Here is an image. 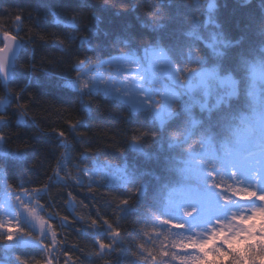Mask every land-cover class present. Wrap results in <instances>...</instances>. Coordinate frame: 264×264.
<instances>
[{"label":"trees","instance_id":"obj_1","mask_svg":"<svg viewBox=\"0 0 264 264\" xmlns=\"http://www.w3.org/2000/svg\"><path fill=\"white\" fill-rule=\"evenodd\" d=\"M216 2L214 17L222 26L224 39L232 42L228 47L220 44L212 47L209 36L212 29L206 23L207 15H202L207 0L199 3L197 0H0V47L4 32L26 41L13 63L12 78L3 82L0 75V98L9 97L0 109V115L9 121L7 125H0L5 137L3 145L9 151L0 154V167L11 188L45 189L38 196L40 210L61 245L53 254L57 257L53 264H65L66 260L70 264H154L151 258H144L147 251L144 257L139 254L141 250L137 246L143 244L153 255H158L162 246L169 250L171 244L186 238L184 229L173 226L161 229L158 217L160 214L165 219L183 216L184 207L176 205L181 203L188 183L196 181L185 176L187 159L203 145L217 153L207 154L210 165L215 167L212 170L215 185L223 184V188H217L233 198L236 190L226 161L228 147L236 146L247 130H255L256 119L264 114V78H256L253 86L252 73V64L260 62L264 37L249 19L250 13L259 16V0H252L246 7L240 6L242 0ZM134 4L138 7L128 11ZM177 4L180 5L177 19L166 20L156 30L150 25L141 26L156 15V9L162 8L165 17L175 15ZM93 13L103 19L102 31L96 36L92 34L96 23ZM17 16L21 18L20 23L16 22ZM72 18L76 19L79 31L72 33L78 39L69 43L67 36L72 30L65 25ZM129 24L133 26L134 36L130 47L114 44L115 35L105 38L103 34L104 31L116 34ZM81 37L90 38L91 43L81 45ZM97 45L100 46L97 51L88 50ZM190 46L193 51H199L201 62L190 55ZM147 47L163 48L175 67L215 68L221 75H231L236 80V92L222 99L225 108L230 105L228 125L223 129L213 127L223 115V108L211 98L202 110L197 100L203 95L201 89L183 93L173 104V112L183 116L179 121L175 117L166 120L161 127L158 120L145 113L130 115L131 107L127 103L100 92L83 97L82 107L78 92L62 87V77L75 76L73 65L85 55L90 58L89 64H96L113 55L139 53ZM21 114L23 120L19 119ZM77 121L83 124L73 133L70 125ZM149 124L161 131L167 129V133L160 140L144 139L138 142L139 146H134L137 142L132 137ZM60 131L66 134L63 142L67 147L62 146V139L57 135ZM205 136L214 137L211 147L204 142ZM66 148L72 166L74 162L89 165L94 160H108L124 163L130 176L122 185L83 181L76 186L71 178H66L67 182L54 180ZM13 153H22L23 158L14 159ZM62 173L68 174L65 168ZM161 175L165 179L158 183L155 178ZM133 177L138 178L146 195L133 201L128 213H123L120 201L126 198V190L135 192ZM122 215L124 219H120ZM64 217L67 221L60 227ZM93 220L97 222L95 229ZM105 220L123 230L122 243L115 251L101 256L96 241L111 242ZM161 231L163 235L157 238ZM7 242L0 240V264H14L23 258L34 264L47 258V253L38 248L6 247ZM155 264L179 262L168 257L160 258Z\"/></svg>","mask_w":264,"mask_h":264},{"label":"snow or ice","instance_id":"obj_2","mask_svg":"<svg viewBox=\"0 0 264 264\" xmlns=\"http://www.w3.org/2000/svg\"><path fill=\"white\" fill-rule=\"evenodd\" d=\"M199 3V0H197ZM252 0H242L240 4L241 7H246L251 4ZM138 5H132L128 11H134ZM259 16L256 17L253 14H249V19L251 23L256 25L258 33L261 37H264V0H259L258 3ZM217 9L216 0H207V6L205 12L202 15H207L208 19L206 21L207 25L211 27L212 31L209 33L213 44L212 47L215 48L217 44H220L223 47L231 46V41H227L223 37L222 26L218 24L214 17V12ZM180 12V5H176V14L169 15L168 17L164 16V13L161 9H156V15L151 17L148 21L142 22V27L151 26L153 30L163 27L166 20H175L178 18ZM55 15V14H54ZM116 15L119 16L120 12L117 11ZM156 17H159L157 19ZM93 19L96 21L95 30L93 31V36L99 35L102 31L101 24L103 19L93 13ZM21 18L17 16L16 22L20 23ZM59 22V21H58ZM203 23V22H202ZM67 28L72 31L68 34L67 39L69 43L77 40L78 38L72 33L79 31V26L75 18L68 20L66 25ZM105 38H111L115 35L113 41L114 44H125L126 46H131L134 40L133 36V26L125 25L118 33L114 34L111 31H104ZM193 33H189L192 35ZM81 45L84 43H91L90 38L81 37L79 38ZM199 39V37H197ZM26 41L22 38H18L16 35H11L9 32L3 33V46L0 47V70L4 72V78L6 80L12 78V62L16 59L18 50L25 45ZM57 43L63 45L64 41H57ZM237 44L239 41L236 42ZM100 48L99 45L95 47H90L89 51H97ZM190 55H194L199 58L197 62L202 61L200 53L198 50L193 51L192 46H190ZM159 56L167 61V57L163 52ZM117 60L122 63H134L135 61L130 59L128 56H119ZM90 63V58L85 55L84 59L78 60L73 65V71L76 72L74 79H65L66 82L62 87L78 92L81 98V105L83 107L84 101L83 97L92 96L94 93L103 90L106 96H114V98L123 100L125 103L131 104L132 113H145L152 117L153 120H158L161 127L164 125L166 120L172 119L175 117V121H179L183 116V113L177 114L172 111V103L178 99L176 93L171 94V98H166V106L158 107V101L152 98V94L149 89L143 86L134 87L133 96L122 95L120 89H116L115 85H109L103 81L102 78L97 77L91 79L90 81L82 80V77L85 76L84 69L86 64ZM169 67V74L174 78L175 84L185 87L182 84L183 77H177L178 73H186V79L188 88L192 87V80L199 76L201 83L204 82L205 74L202 72H197L195 69H190L187 66L183 67H173L171 61H167ZM260 64L262 69H264V48L260 51ZM144 72L143 76H137L133 79L130 76H125V81L130 85H142L144 81L149 78L148 69H139ZM51 75V73H49ZM257 77V72L255 66H253V86ZM259 78H264V70L259 73ZM24 91V90H22ZM127 91V90H126ZM147 93V94H145ZM138 94V95H136ZM207 94V93H206ZM221 103L223 108V115L216 122L213 127L223 129L228 125L229 122V109L230 105L226 108L223 106V101H218ZM7 103L3 98H0V105ZM91 103L90 101L88 102ZM202 110L206 108L204 103H201ZM189 111V110H185ZM24 116L21 114L20 119L23 120ZM189 119L192 120L191 116ZM193 123L195 121H192ZM9 121L5 119L3 115H0V125H7ZM83 124V121H77L75 124L70 125V131L75 133L76 129ZM171 127V125H169ZM167 133V129L161 131L160 128L155 127L153 124L147 125L146 129L141 131L139 135H134L132 137L134 142H140L144 139L151 138L154 141L160 140ZM58 137L62 139V146L67 147V144L63 142L65 138V132L60 131L57 133ZM214 137H204V142L208 147H211ZM5 137L3 135V128H0V142H3ZM12 158L22 159V153H13ZM63 165L60 166L59 171H63ZM192 174H196L195 170L191 169ZM157 179V182H162L165 177L161 175ZM62 181L67 182L66 178H61ZM76 186H80L81 181H73ZM132 187L135 188V192L125 191V197L120 201V206L122 207L123 213H128L129 209L132 207L133 201L141 200L144 195H146L143 185L138 183V178H132ZM219 188H223L224 185H217ZM191 195L192 188H186L184 190ZM36 195H40V192H37ZM245 198L247 194H244ZM254 196H259V193H253ZM261 200H264V197H260ZM19 199V198H18ZM24 207L27 209L28 205L25 204ZM177 208L187 207V205L178 204ZM188 208V207H187ZM199 211V206L193 204L190 211H184L183 215L185 217H190L194 212ZM254 214L249 215L247 213L232 216L229 220H218L215 225L209 226L207 231L201 230L199 233H194L188 235L186 238L177 240L175 243L171 244L169 250H164L167 246H162L161 250L158 252V255H153L152 250L145 249L143 244L138 245V249L141 251L139 254L144 257V252L147 251L148 255L144 257L145 259L151 258L154 262L160 258L174 257L178 260L179 264H264V217L256 215L255 213L264 211L262 209L253 210ZM31 213L34 214L35 210L31 209ZM52 217L50 216L49 219ZM125 216L122 215L120 219H124ZM39 220V236H34V231L28 230V227L23 223V218L19 216H10L8 219H0V240H6L13 242L6 245L7 247H33L38 248L39 250L47 253V258L44 260H36L34 264H53L54 260H57V257L52 255V253L57 252L58 248L61 246L60 242L57 240V233L55 231H49L51 227L43 218L36 217ZM160 228L163 229L167 226H173L175 229L183 230L186 227L185 223H180L181 221L178 218L165 219L163 215L160 214ZM65 221L67 217L62 219L60 227L65 226ZM104 224L107 226L106 231L109 233L108 239L110 243H105L104 239H99L96 243L101 250L99 255L103 256L106 253L115 251V248L122 243V229L119 226L113 227L112 224H109L107 220L104 221ZM93 228L97 227L96 220L92 221ZM153 232L156 231V228H153ZM147 235V234H145ZM160 235H163L161 231L158 233L157 238ZM167 239V237H165ZM47 240V242H45ZM178 250L174 252L172 250ZM67 257V253H64ZM14 264H32L27 258L18 259ZM65 264H70V261L66 260ZM138 264V262H137Z\"/></svg>","mask_w":264,"mask_h":264},{"label":"rangeland","instance_id":"obj_3","mask_svg":"<svg viewBox=\"0 0 264 264\" xmlns=\"http://www.w3.org/2000/svg\"><path fill=\"white\" fill-rule=\"evenodd\" d=\"M161 52L165 54L167 61H171L163 48L147 47L139 53L116 54L96 64L85 65L84 69L81 70L86 73L82 80L90 81L100 77L105 83L110 86L115 85L116 89H120L122 95L130 97L134 94V87L143 86L149 89L152 98L158 101V107H165L166 98L170 99L172 93L178 95V99L174 101L176 102L181 99L183 93L191 94L195 89H201L203 95L197 100L207 105L211 98H213L214 103H218L226 96L236 92V80L231 75H221L215 68L196 70L205 74L204 82L201 83L200 77L197 76L192 80L191 88L186 86L188 84L186 77L182 79V84L185 87L175 84L174 78L169 74L167 61L159 56ZM119 56H128L135 62L122 63L117 60ZM171 65L175 67L172 61ZM253 66L256 68V78L258 79L259 73L264 69H262L260 62L252 64V71ZM141 68L149 70V78L142 85L132 86L125 81V76H130L133 79L137 76H143L144 72L139 70ZM177 77L182 76L178 73ZM74 78L75 76L68 77V79ZM65 82L64 79L63 84ZM98 92L104 94L103 90ZM108 97L114 98V96ZM8 98V96L3 97L7 102ZM174 102L171 105L172 111ZM5 104L0 105V109ZM127 104L131 107L130 103ZM254 126L255 130L252 129L254 134L253 131L247 130L237 140L236 146L228 147L229 152L226 161L228 162V169L233 175L232 179L236 190L233 198L221 193L215 185L214 171L212 174L215 167L210 165L211 160H209L210 157H207V154L210 152L214 155L217 154L216 152L208 151L206 146L203 145L196 148L187 159L186 169L184 170L185 176H190L196 181L188 183L186 187L192 188L191 195L186 192L182 196L180 204L187 205L188 208L184 207V211H190L193 204H196L199 206V211L194 212L190 217L179 216L178 219L181 220L179 222L186 224L184 229L186 237L196 232L199 233L201 230L207 231L209 226L215 225L218 220H229L232 216L245 213L253 215L255 209L264 210V200L260 198L264 197V114L256 119ZM133 145L137 146V143ZM8 153L9 151L4 147L3 142H0V154ZM69 154V149L66 148L55 170L54 180L71 178L81 182L104 181L113 185H122L130 176L124 163H115L108 160H94L89 165L74 162L72 166V164H69ZM61 165L68 172L67 175L59 171ZM192 168L196 174H192ZM43 191L45 189L25 191L11 188L7 184L3 168L0 167V219H8L10 216L22 217L28 230L34 231V236L38 237L39 220L36 217L43 218L49 224L40 210L39 195H36L37 192L41 194ZM253 193H259L260 195L254 196ZM244 194H247L246 198ZM25 204L28 205L27 209L24 207ZM31 209L35 210L34 214L30 212ZM255 214L264 217V211ZM49 231H53L52 227L49 228ZM11 243L13 242L8 241L6 245Z\"/></svg>","mask_w":264,"mask_h":264},{"label":"water","instance_id":"obj_4","mask_svg":"<svg viewBox=\"0 0 264 264\" xmlns=\"http://www.w3.org/2000/svg\"><path fill=\"white\" fill-rule=\"evenodd\" d=\"M11 35H15V34H11ZM3 46V45H2ZM19 51H20V49L18 50V53H19ZM18 53H17V55H18ZM15 61V60H14ZM14 61L12 62V64L14 63ZM0 75H1V78H2V80H3V82H7L8 80H6L5 78H4V72L2 71V70H0Z\"/></svg>","mask_w":264,"mask_h":264}]
</instances>
